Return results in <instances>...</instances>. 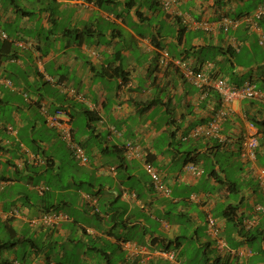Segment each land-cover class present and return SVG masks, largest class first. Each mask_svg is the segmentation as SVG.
<instances>
[{
	"label": "crops",
	"instance_id": "1",
	"mask_svg": "<svg viewBox=\"0 0 264 264\" xmlns=\"http://www.w3.org/2000/svg\"><path fill=\"white\" fill-rule=\"evenodd\" d=\"M236 1L179 0L165 10L155 0H0V264H264V216L250 231L240 225L262 197L238 156L240 138L257 132V163L264 166V99L223 107L212 85L195 86L175 65L197 68L210 56L215 75L234 85L252 80L264 92V51L251 47L259 31L244 22L216 24L254 10L237 13ZM258 23L264 31V15ZM164 51L168 61L160 64ZM119 64L125 78L113 76ZM45 83L57 94L49 95ZM57 109L88 163L77 162L46 122ZM217 112L227 139L181 138ZM36 128L54 129L88 178L64 180L57 149ZM146 160L168 194L139 175ZM188 162L201 174L185 171ZM48 209L58 219L33 220ZM209 216L220 223L225 245L208 232ZM176 238L175 261L141 249Z\"/></svg>",
	"mask_w": 264,
	"mask_h": 264
},
{
	"label": "built area",
	"instance_id": "2",
	"mask_svg": "<svg viewBox=\"0 0 264 264\" xmlns=\"http://www.w3.org/2000/svg\"><path fill=\"white\" fill-rule=\"evenodd\" d=\"M165 9H169L175 4H178L179 0H157ZM264 15V3H259L254 11L250 14H245L240 19H230L224 17L219 24L225 29L229 26H238L241 23H246L253 30L259 31L258 33V43L264 51V32L261 31L258 20ZM198 26V23L194 24ZM17 45L24 47L25 44L22 41H17ZM168 61V54L166 51L162 52L159 57V63L165 64ZM175 64L180 68L181 74L191 81L195 86L203 89L207 85H212L220 95V103L223 107L230 106L233 102L242 99H264V92L257 88L256 84L252 80H246L241 85H233L228 83L224 78L212 76V70L214 67L213 62H204L197 70L188 66L180 60L175 61ZM7 85H11L9 80L6 81ZM61 110H56L53 114L47 115L46 122L51 126H55L59 135L66 141L68 147L70 148L73 157L80 164L88 163V157L85 153L82 145L76 141L73 137L72 128L70 127L69 119L63 116ZM222 113L214 114L213 118L207 123L199 124L193 127L188 134L182 136V139L188 138H219L220 141L227 139L220 133V121ZM259 144L258 133L253 132L245 134L239 143V157L244 163L246 169L254 177L259 192L263 198L262 203H257L254 205V217L248 219L245 218L242 221V225L245 229L253 228L257 223V216L264 215V167L258 165L256 162V150ZM127 157L133 155L130 147H128ZM144 169L150 176L151 185L161 194H168L170 192L169 188L163 185L162 177L160 175L159 169L154 166L151 162L144 161ZM185 171H190L193 175H200L202 168L192 162H188L184 165ZM83 197H89V194H83ZM41 219L44 222H54L58 219L56 216H43ZM35 222L37 220H34ZM207 228L210 234L216 238V243L220 246L224 245V239L219 236V226L215 219L208 217ZM145 252L149 254V257L161 258L168 261H175L177 251L174 247L151 249L142 247ZM50 264H53L52 262Z\"/></svg>",
	"mask_w": 264,
	"mask_h": 264
},
{
	"label": "rangeland",
	"instance_id": "3",
	"mask_svg": "<svg viewBox=\"0 0 264 264\" xmlns=\"http://www.w3.org/2000/svg\"><path fill=\"white\" fill-rule=\"evenodd\" d=\"M257 1H262V0H237L236 1V6L234 8V10L238 13V12H242L245 11L247 9H253L255 8L254 6L256 5ZM8 32H12V29L8 27L7 29ZM28 33V31L26 32ZM258 41V39H257ZM255 42V41H254ZM252 43V48L253 50H255L256 52H258V54L262 55V51L260 50V44H256V43ZM154 66V64L152 65ZM44 90L49 94V95H54L57 94V91L54 89V87L48 83H45L44 85ZM79 117H83V115H80ZM134 123L133 119L131 120V124ZM55 130H57L56 128H54ZM51 129V128H36L33 132L34 134L38 135V137H41L42 139L46 140V143L52 147V149H57V155L60 159H58L57 163L62 165L59 172H61L62 178L64 180H67L68 176L67 174H73V175H77L79 177L83 176L88 178V176H86V171H88V169L84 166H80L78 165L75 161H72V159H70L68 151L66 150V148L63 146V143L61 144L59 139H56V133L55 130ZM29 131V129H27ZM79 135V132H77V136ZM51 137H55L54 141H47L49 138ZM216 160L223 166H225L226 164L228 165V162L230 161L229 157H225L222 155H217L216 156ZM208 164L211 166V161H208ZM208 164L206 166H208ZM206 166H204L206 168ZM139 175L141 176V178L143 179H148V174L146 172H144L143 169H139L138 171ZM195 245V242L191 243V246L193 247ZM195 247V246H194ZM146 256H149V254L146 252Z\"/></svg>",
	"mask_w": 264,
	"mask_h": 264
},
{
	"label": "trees",
	"instance_id": "4",
	"mask_svg": "<svg viewBox=\"0 0 264 264\" xmlns=\"http://www.w3.org/2000/svg\"><path fill=\"white\" fill-rule=\"evenodd\" d=\"M216 2H218V0H216ZM207 59L208 60H210V59H213V57H210V56H208L207 57ZM112 72H113V76L114 77H120V76H122V78H125V76H126V72H124V70H123V68H122V65L121 64H119L118 66H116V67H114L113 69H112ZM106 73H108V72H106ZM108 75H112V74H108ZM90 121H91V119H89ZM240 140H241V138H240ZM239 140V141H240ZM77 141V140H76ZM77 142H79L81 145H82V142H80V141H77ZM82 147L84 148V146L82 145ZM70 149V148H69ZM239 150V149H238ZM70 152H71V150H70ZM188 153H191V152H188ZM71 154H72V152H71ZM73 156V155H72ZM50 159H44V161H45V164L46 165H48L49 167H51L52 166V161H49ZM189 160H191L192 162H195L196 161V159H194L193 157L192 158H190ZM77 161V160H76ZM147 161V160H146ZM149 162V161H148ZM48 194H50V193H48ZM47 194V195H48ZM88 194V193H87ZM90 195V194H89ZM46 196V195H45ZM54 206V205H53ZM52 210H43V212L42 213H40L39 214V220H38V218H35L36 220H38V221H36L38 224H41L42 225V222H44L42 219H41V217H43V216H45V215H47V216H51L52 215ZM232 213H233V209H232V207H230V210H229V208H226L225 209V212H224V216H225V218L226 217H229V214H231L232 215ZM35 219H33V220H35ZM36 223V224H37ZM11 235H9V238H8V240H6V241H2L3 243H8V242H11V240H9L11 237H10ZM174 245L175 247V250L177 251V255H176V260L178 259V255H179V252H178V246L180 245V242L177 240V238L175 239V240H170V241H168V242H166V243H164V247H161V248H168L170 245ZM208 262V259H205V260H203V262H202V264H206ZM210 264H219V261H218V259H215V260H213V261H211L210 262Z\"/></svg>",
	"mask_w": 264,
	"mask_h": 264
},
{
	"label": "clouds",
	"instance_id": "5",
	"mask_svg": "<svg viewBox=\"0 0 264 264\" xmlns=\"http://www.w3.org/2000/svg\"><path fill=\"white\" fill-rule=\"evenodd\" d=\"M156 2H158L157 0H155ZM159 3V2H158ZM261 3H264V2H261ZM160 4V3H159ZM161 5V4H160ZM258 5V4H257ZM256 5V6H257ZM162 6V5H161ZM255 6V7H256ZM163 7V6H162ZM164 8V7H163ZM165 9V8H164ZM255 9V8H254ZM166 10V9H165ZM254 11V10H253ZM252 11V12H253ZM252 12H246V13H243V14H241V15H239V16H236V17H234V18H231V17H228V16H222L219 20H217L216 21V24L217 25H219L220 27H223V26H221L220 24H219V22L224 18V17H228V18H230V19H240V17H242L243 15H245V14H250V13H252ZM188 19H189V16H188ZM183 20H185V22H187V17H185V18H183ZM199 25L198 26H195V27H201V26H203L205 29H210V27L206 24V23H203L202 25H201V23H198ZM240 25V24H239ZM230 27V26H229ZM229 27H227V29L229 28ZM224 28V27H223ZM225 29V28H224ZM262 32H264V31H262ZM258 39V38H257ZM262 48V47H261ZM263 50V49H262ZM207 61H210V60H207ZM183 62V61H182ZM206 62V61H205ZM212 62V61H211ZM183 63H185V62H183ZM214 64V63H213ZM176 65V64H175ZM191 67V66H190ZM200 67V66H199ZM199 67H197V68H194V67H192L193 69H195V70H197ZM179 68V67H178ZM180 69V68H179ZM214 69V68H213ZM183 76V75H182ZM212 76L213 77H216V76H219V75H215L214 74V72H213V70H212ZM184 77V76H183ZM219 77H222V78H224L225 80H226V78L225 77H223V76H219ZM187 79V78H186ZM227 81V80H226ZM191 82V81H190ZM228 82V81H227ZM229 83V82H228ZM255 83V82H254ZM234 85V84H233ZM236 86H238V85H236ZM257 86V85H256ZM258 88V87H257ZM216 90V89H215ZM217 91V90H216ZM218 92V91H217ZM219 94V93H218ZM220 96V95H219ZM243 100V99H242ZM248 100H253V99H248ZM57 110H60V109H57ZM62 111V110H61ZM53 114V113H52ZM72 133H73V129H72ZM73 137H74V135H73ZM239 148V147H238ZM258 148V147H257ZM238 156H239V150H238ZM240 158V157H239ZM256 162H257V150H256ZM258 164V163H257ZM259 165V164H258ZM262 166V165H261ZM264 167V166H263ZM259 190V189H258ZM261 195V194H260ZM262 197V196H261ZM263 202V198H262V201L261 202H255L254 204H253V206H252V213H253V215L251 216V217H243L242 219H241V221H240V225L242 226V228L243 229H245L244 227H243V225H242V221H243V219H245V218H248V219H250V218H252V217H254V205L255 204H257V203H262ZM262 216H264V215H258L257 216V223H256V225L253 227V228H255L257 225H258V222H259V219H260V217H262ZM209 217H211V216H209ZM213 218V217H212ZM208 219V218H207ZM213 219H215V218H213ZM216 220V222L218 223V226H219V230H220V223L217 221V219H215ZM206 225H207V223H206ZM253 228H251V229H245V230H247V231H250V230H252ZM207 230H208V228H207ZM209 232V231H208ZM213 236V235H212ZM219 236L220 237H222L221 235H220V231H219ZM214 237V236H213ZM215 238V237H214ZM223 238V237H222ZM224 239V238H223ZM225 242V241H224ZM215 243H216V238H215ZM216 245H218L217 243H216ZM225 245V244H224ZM220 246V245H219ZM223 246V245H222ZM53 264H57L56 262H54V261H51ZM50 262V263H51ZM49 263V264H50Z\"/></svg>",
	"mask_w": 264,
	"mask_h": 264
}]
</instances>
